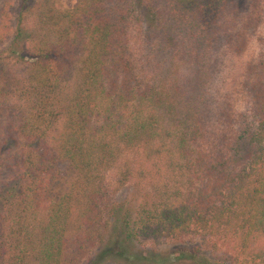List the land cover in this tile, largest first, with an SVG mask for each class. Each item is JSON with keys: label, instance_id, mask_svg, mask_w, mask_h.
<instances>
[{"label": "trees", "instance_id": "trees-1", "mask_svg": "<svg viewBox=\"0 0 264 264\" xmlns=\"http://www.w3.org/2000/svg\"><path fill=\"white\" fill-rule=\"evenodd\" d=\"M228 8L240 0H0V264H82L110 242L99 264L180 237L229 254L198 264H264V49L241 84L252 123L213 150L194 145L180 88L157 81L180 47L208 59ZM62 160L76 175L53 197Z\"/></svg>", "mask_w": 264, "mask_h": 264}, {"label": "rangeland", "instance_id": "rangeland-1", "mask_svg": "<svg viewBox=\"0 0 264 264\" xmlns=\"http://www.w3.org/2000/svg\"><path fill=\"white\" fill-rule=\"evenodd\" d=\"M76 0H60L62 6L70 8ZM263 6L247 9L248 1L240 0L238 11L228 8L219 26L218 42L209 50L208 59L198 66L188 56L189 49L180 47L176 58L166 63L157 81L166 87L176 85L181 92V108L186 119L188 132L196 137V145L205 151L214 148L215 139L234 137L243 127L252 123L249 103L241 84L247 61L264 49V0ZM231 11L230 13H228ZM138 37H132L135 41ZM3 46H0V50ZM152 72H147L151 75ZM193 131V132H192ZM108 174L111 184L126 166H136L137 158L128 155ZM58 175L51 182L50 194L58 197L64 193L75 178V170L65 160L57 161ZM151 167L149 166V170ZM146 186H150V182ZM129 183L118 191L124 195L131 189ZM110 242L93 247L82 264H91ZM201 244V251L194 253L193 247ZM114 246L113 253L99 264H198L201 261L226 259L224 245L214 248V238L180 237L147 242L121 243ZM220 247V248H219ZM125 250L124 255H119ZM194 253L193 259L176 260L178 253Z\"/></svg>", "mask_w": 264, "mask_h": 264}]
</instances>
